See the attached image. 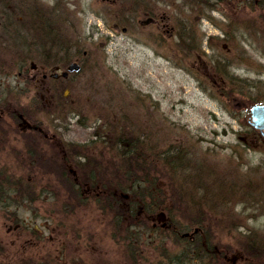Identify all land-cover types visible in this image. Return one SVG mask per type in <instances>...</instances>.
I'll use <instances>...</instances> for the list:
<instances>
[{
    "label": "rangeland",
    "instance_id": "obj_1",
    "mask_svg": "<svg viewBox=\"0 0 264 264\" xmlns=\"http://www.w3.org/2000/svg\"><path fill=\"white\" fill-rule=\"evenodd\" d=\"M110 1L39 0L69 14V59L88 52L59 99L32 81V63L45 69L34 49L50 41L22 31L8 46L0 34V264H264V146L248 123L264 102V0L214 11ZM130 11L162 15L171 30L129 25ZM123 139L142 142L143 160L119 156ZM129 171L154 181L153 199L125 188ZM110 183L124 184L112 191L121 211L100 188ZM194 200L215 221L202 227L220 257L191 254L173 233L202 231L190 225ZM131 205L135 223L124 220Z\"/></svg>",
    "mask_w": 264,
    "mask_h": 264
},
{
    "label": "trees",
    "instance_id": "obj_2",
    "mask_svg": "<svg viewBox=\"0 0 264 264\" xmlns=\"http://www.w3.org/2000/svg\"><path fill=\"white\" fill-rule=\"evenodd\" d=\"M222 0H180L181 2V7L180 9H183V6L185 7L184 3H186V7L190 10L192 8H195L197 11H214L218 9V5ZM30 2V3H29ZM42 3L39 2V0H0V14L5 13L3 15H0V26L1 22L5 20L7 22V25L11 27V25H15V23L12 24L13 21L19 22L20 26V33L22 31H26L28 34L32 33V35L37 36L38 42L41 40V38L48 39L52 44L56 45H63L67 44L66 40H64V37L61 36L60 30H62L61 24L69 25V14L65 12V9L63 8L62 4L52 6L51 11L49 13H46L45 10L43 9ZM209 9V10H208ZM42 11V12H41ZM114 11V9H113ZM182 13V12H181ZM13 19V21L11 20ZM10 21V22H8ZM185 29V28H184ZM180 40L182 38L180 37ZM41 42V41H40ZM43 42V41H42ZM190 51V50H189ZM192 51V50H191ZM1 65H7V62L5 61V57H0V66ZM20 69L22 70L24 64H20ZM10 69L12 70V66H10ZM21 72V71H20ZM142 142L140 143L135 142L134 140L128 141L126 139L121 140L118 142L117 147L121 148V151L124 149L128 150L124 153L123 155H119L121 158L124 160L128 161L129 157L126 156H132L130 154H134L137 158L140 160H143V154L144 152L142 150ZM126 154V155H125ZM166 161V160H165ZM168 162L166 161V164ZM138 171H141L140 173H144V168L141 170L137 169ZM206 173H208V170L205 169ZM144 175H148L147 173H144ZM141 176L139 173L132 175V172L129 171V175L126 174L125 176V188L129 184L130 189H131V194L134 196H139L140 202L139 204L142 203L144 200V196L150 195V197L154 198L156 196V193L154 188H156L154 184V181L150 180L147 176ZM5 183L9 184V187H14L16 186H22L20 180L16 178H9L5 177ZM263 180V179H262ZM16 181H19L20 184L15 183ZM152 184H148L149 187L147 186V182ZM123 184V183H122ZM120 183L118 184H102L101 189L107 191V194L112 197V201L114 200L117 203V206L119 207V211L122 210V199L118 198L115 196L114 192L115 189L117 188L118 190L120 187H124V184L122 185ZM128 186V187H129ZM262 186H264V183H262ZM6 196L7 194L4 193ZM141 195L143 197H141ZM29 197V196H28ZM116 197V198H115ZM31 198V197H29ZM152 198V199H153ZM32 199V198H31ZM29 199L25 197L24 195H20V204H24L28 202ZM192 204L196 205L194 208L195 213L190 217V225L191 228L193 227H199L201 226L202 231L194 233L193 234V239H189L184 237V233L190 232V231H182L180 232L179 230L173 231L175 236H179L180 240L183 239V241L186 244V250L190 252L193 255H196L202 252H212L211 253V258L215 259L216 257L219 256V251L214 250V247L210 245L209 237L206 234H203L204 230L203 227L204 223L211 225L214 223V219L212 218L211 214L209 212H204L202 209L198 206H201L199 202H192ZM5 205H9L8 202L5 203ZM136 209L133 208V205H131V208L129 212L124 216V220H128L129 222L135 223L136 221ZM202 214V215H201ZM203 234V239L198 238L200 235ZM134 236V233L132 234ZM192 235V234H191ZM197 236V237H196ZM128 239L130 237L128 236ZM189 245V247H187ZM244 248V247H243ZM255 249V248H253ZM190 250V251H189ZM184 256L187 258V255L181 254V256ZM179 260V258H177Z\"/></svg>",
    "mask_w": 264,
    "mask_h": 264
},
{
    "label": "flooded vegetation",
    "instance_id": "obj_3",
    "mask_svg": "<svg viewBox=\"0 0 264 264\" xmlns=\"http://www.w3.org/2000/svg\"><path fill=\"white\" fill-rule=\"evenodd\" d=\"M110 2H116V0H112ZM130 16L128 18V24L129 22L132 20V25H134L136 22L138 25L143 26H148L149 24H152L154 26H157V28H159L160 30H162L164 32V28L166 31H170L171 29L166 28V23H165V17L162 15H158L154 14V13H149L148 11H146L145 13H142L141 18L139 19V15L136 11H130ZM5 13H1L0 15H3ZM152 14V15H151ZM147 15L146 18H144ZM149 15V16H148ZM143 17V18H142ZM15 23V25H11L8 26L7 22L5 20H3V22H1V31L0 34L2 35V38L4 39V41L6 42V44L9 46L10 42H11V36L13 39V46L17 45V43L20 41V26H19V22H15L13 21L12 24ZM130 25V24H129ZM7 28V29H6ZM11 28V29H10ZM131 28V26H130ZM124 29L127 30V27H125ZM4 30L5 32L3 33ZM174 36V35H173ZM8 41V42H7ZM20 43V42H19ZM46 47H41V45H38V48L34 49V57L35 58H41L42 59V63L44 64V71L41 72V76H40V68L37 64L32 63V68L35 70L36 74L32 75V81L34 82V85L36 86V84H40L43 82H48L49 85V90L52 97L55 96V98L57 97L62 98V91L64 90L65 87L72 85V82L70 79H72L73 77L71 75H73V73H69L67 76H63L61 75V71H64L71 63L76 62L80 65V68L83 69L87 64L85 61H89V59H86L85 55H88V52L85 51V49H80L79 47L76 48L75 47V56H72L71 59H69L68 56V46L65 44L63 45H56V44H52L50 42V45H45ZM67 46V49H66ZM61 47V48H60ZM16 48V47H14ZM10 49V48H8ZM16 50V49H15ZM14 51V50H13ZM14 53V52H13ZM16 57L19 59V54L18 52H15ZM3 57V56H2ZM13 62H14V67H18L20 68V62L16 61L15 58L13 57ZM36 63V62H35ZM3 65H1L0 67H2ZM4 67V66H3ZM80 69V70H81ZM0 72L4 73V68L0 69ZM21 74V72L19 71L18 74H16L17 76H15L16 78H19V75ZM70 78V79H69ZM1 82V80H0ZM67 89V88H66ZM3 90H1L0 87V115H2L4 113V98H3ZM264 102L261 103H257V104H262ZM57 104V102L55 103V105ZM1 119V116H0ZM248 123L250 124V126L253 128L254 131V136H253V141L254 143L257 142L258 145L256 146H264V127H262V124L260 122H256L255 120L251 119V114L249 116L248 119ZM0 129H2L4 126L1 125L0 123ZM35 130H40V128L35 127ZM165 190L163 189L162 194L163 196L165 195ZM194 202H196V200H194ZM186 238L189 239H193L194 236L192 235H183Z\"/></svg>",
    "mask_w": 264,
    "mask_h": 264
},
{
    "label": "water",
    "instance_id": "obj_4",
    "mask_svg": "<svg viewBox=\"0 0 264 264\" xmlns=\"http://www.w3.org/2000/svg\"><path fill=\"white\" fill-rule=\"evenodd\" d=\"M69 71H79L80 70V65L76 62L71 63L68 66ZM67 72L64 73L66 75ZM251 114H252V119L255 120L256 122H260L262 124V127H264V104L260 105H254L251 108Z\"/></svg>",
    "mask_w": 264,
    "mask_h": 264
},
{
    "label": "bare ground",
    "instance_id": "obj_5",
    "mask_svg": "<svg viewBox=\"0 0 264 264\" xmlns=\"http://www.w3.org/2000/svg\"><path fill=\"white\" fill-rule=\"evenodd\" d=\"M80 69H81V68H80ZM65 72H67L66 75H64ZM78 72H80V70H79V71H69V70H68V67H67L64 71H61V75H63V76H67L69 73H78ZM62 111H63V110H62Z\"/></svg>",
    "mask_w": 264,
    "mask_h": 264
}]
</instances>
